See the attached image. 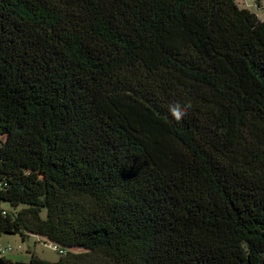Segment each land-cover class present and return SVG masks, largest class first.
Here are the masks:
<instances>
[{"label": "trees", "instance_id": "1", "mask_svg": "<svg viewBox=\"0 0 264 264\" xmlns=\"http://www.w3.org/2000/svg\"><path fill=\"white\" fill-rule=\"evenodd\" d=\"M0 201V236L64 250L0 264H264V18L0 0Z\"/></svg>", "mask_w": 264, "mask_h": 264}, {"label": "rangeland", "instance_id": "2", "mask_svg": "<svg viewBox=\"0 0 264 264\" xmlns=\"http://www.w3.org/2000/svg\"><path fill=\"white\" fill-rule=\"evenodd\" d=\"M241 6L247 7L257 13L261 18H264V0L261 6H258L256 0H237ZM0 209H13L10 203L0 201ZM46 210H43L45 217ZM0 246H11L12 250L5 253L7 259L13 261H30L32 255L35 254L42 259L50 262H57L62 255L51 246V241L44 237L30 234L27 239H23L20 233H4L0 236ZM79 251V249H76Z\"/></svg>", "mask_w": 264, "mask_h": 264}, {"label": "clouds", "instance_id": "3", "mask_svg": "<svg viewBox=\"0 0 264 264\" xmlns=\"http://www.w3.org/2000/svg\"><path fill=\"white\" fill-rule=\"evenodd\" d=\"M191 108V104H186L184 106L176 105L169 108V112L174 119L177 121L182 120L183 116L186 115L187 111Z\"/></svg>", "mask_w": 264, "mask_h": 264}, {"label": "built area", "instance_id": "4", "mask_svg": "<svg viewBox=\"0 0 264 264\" xmlns=\"http://www.w3.org/2000/svg\"><path fill=\"white\" fill-rule=\"evenodd\" d=\"M51 246L56 250V251H59L60 253H63L64 250L59 248L57 245H54L51 243ZM12 250V247L11 246H8V247H2L0 246V256H4L5 253L9 252Z\"/></svg>", "mask_w": 264, "mask_h": 264}, {"label": "crops", "instance_id": "5", "mask_svg": "<svg viewBox=\"0 0 264 264\" xmlns=\"http://www.w3.org/2000/svg\"><path fill=\"white\" fill-rule=\"evenodd\" d=\"M6 258V257H5Z\"/></svg>", "mask_w": 264, "mask_h": 264}]
</instances>
